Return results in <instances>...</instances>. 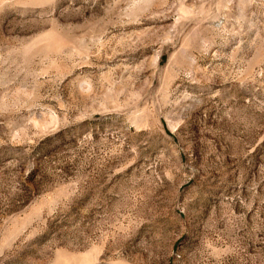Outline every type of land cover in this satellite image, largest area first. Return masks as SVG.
<instances>
[{"label":"rangeland","instance_id":"1","mask_svg":"<svg viewBox=\"0 0 264 264\" xmlns=\"http://www.w3.org/2000/svg\"><path fill=\"white\" fill-rule=\"evenodd\" d=\"M0 264H264V0H0Z\"/></svg>","mask_w":264,"mask_h":264}]
</instances>
